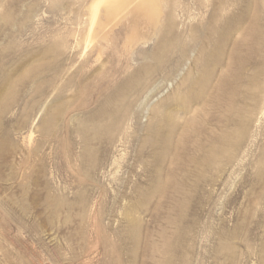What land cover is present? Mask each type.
Instances as JSON below:
<instances>
[{"label":"rangeland","instance_id":"obj_1","mask_svg":"<svg viewBox=\"0 0 264 264\" xmlns=\"http://www.w3.org/2000/svg\"><path fill=\"white\" fill-rule=\"evenodd\" d=\"M158 1L0 0V264H264V0Z\"/></svg>","mask_w":264,"mask_h":264},{"label":"bare ground","instance_id":"obj_2","mask_svg":"<svg viewBox=\"0 0 264 264\" xmlns=\"http://www.w3.org/2000/svg\"><path fill=\"white\" fill-rule=\"evenodd\" d=\"M124 1L123 0H93V2L91 4V15H92V17L97 18L100 6L108 5L111 9L118 8L122 5V3ZM130 1H131V3L132 2H138V3L140 2L141 7L146 12L150 13L153 16L156 12H160L158 0H130Z\"/></svg>","mask_w":264,"mask_h":264}]
</instances>
